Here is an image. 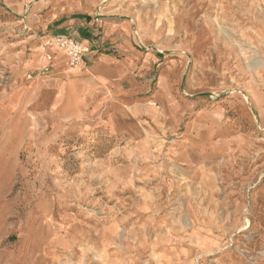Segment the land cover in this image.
Listing matches in <instances>:
<instances>
[{
	"label": "rangeland",
	"instance_id": "obj_1",
	"mask_svg": "<svg viewBox=\"0 0 264 264\" xmlns=\"http://www.w3.org/2000/svg\"><path fill=\"white\" fill-rule=\"evenodd\" d=\"M115 13L175 112L45 116L52 77H27L46 39L0 29V103L16 106L0 126V264H264V0H100L93 16ZM36 47L39 66L9 72Z\"/></svg>",
	"mask_w": 264,
	"mask_h": 264
},
{
	"label": "crops",
	"instance_id": "obj_2",
	"mask_svg": "<svg viewBox=\"0 0 264 264\" xmlns=\"http://www.w3.org/2000/svg\"><path fill=\"white\" fill-rule=\"evenodd\" d=\"M99 1L0 0V29L12 25L15 32L21 28L18 35L27 34L25 38L39 42L54 35H71L93 45L94 51L86 56L81 71L67 69L65 52L55 47L48 50L54 57L53 73L49 77L54 83L55 99L47 112L51 114L45 116L59 121L82 117L98 124H144L149 115L158 119L164 111L167 115L175 112L174 85L166 73L159 77L155 92L149 94L151 83L143 80L144 76L151 75L156 58L134 41L132 22L116 13L106 14L99 20L94 18ZM16 19L22 27L11 24ZM37 51L39 47L25 63L12 66L9 72L24 75L39 66L42 52ZM27 93L39 96L38 90L30 89ZM46 100L39 97L26 108L40 114ZM144 101L150 104L145 105ZM152 103L161 106L155 108ZM15 107L14 97L9 99L6 108L0 103V126L1 120Z\"/></svg>",
	"mask_w": 264,
	"mask_h": 264
},
{
	"label": "built area",
	"instance_id": "obj_3",
	"mask_svg": "<svg viewBox=\"0 0 264 264\" xmlns=\"http://www.w3.org/2000/svg\"><path fill=\"white\" fill-rule=\"evenodd\" d=\"M55 47L63 51L68 56V65L74 70L78 67H84L86 56L94 51L91 43H85L71 35H54L46 39L42 46L45 54L44 64L33 74L28 75V80L32 81L43 76L52 74L54 57L49 53V49Z\"/></svg>",
	"mask_w": 264,
	"mask_h": 264
},
{
	"label": "bare ground",
	"instance_id": "obj_4",
	"mask_svg": "<svg viewBox=\"0 0 264 264\" xmlns=\"http://www.w3.org/2000/svg\"><path fill=\"white\" fill-rule=\"evenodd\" d=\"M79 68V67H78ZM48 79V78H47ZM49 80H51V79H49ZM43 82V81H42ZM49 82V81H48ZM48 85V84H47ZM53 85V84H52ZM49 88V87H48ZM44 89V88H43ZM40 90V89H39ZM41 96V95H40ZM50 109V108H49Z\"/></svg>",
	"mask_w": 264,
	"mask_h": 264
}]
</instances>
